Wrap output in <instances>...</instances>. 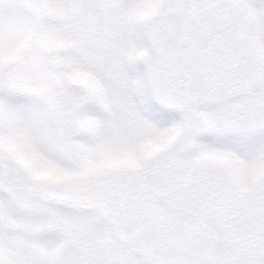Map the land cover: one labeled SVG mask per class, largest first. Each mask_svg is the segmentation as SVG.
Instances as JSON below:
<instances>
[{
    "label": "snow or ice",
    "instance_id": "6c2138e0",
    "mask_svg": "<svg viewBox=\"0 0 264 264\" xmlns=\"http://www.w3.org/2000/svg\"><path fill=\"white\" fill-rule=\"evenodd\" d=\"M0 264H264V0H0Z\"/></svg>",
    "mask_w": 264,
    "mask_h": 264
}]
</instances>
